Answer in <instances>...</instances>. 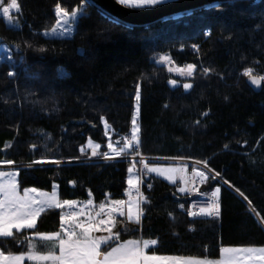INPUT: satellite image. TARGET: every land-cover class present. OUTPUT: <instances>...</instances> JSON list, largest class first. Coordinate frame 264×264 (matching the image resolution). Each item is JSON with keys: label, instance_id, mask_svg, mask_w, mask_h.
Instances as JSON below:
<instances>
[{"label": "trees", "instance_id": "obj_1", "mask_svg": "<svg viewBox=\"0 0 264 264\" xmlns=\"http://www.w3.org/2000/svg\"><path fill=\"white\" fill-rule=\"evenodd\" d=\"M19 2L20 28L0 18V44L11 48L14 59L11 63L0 57V161L12 160L10 169H22L21 187L51 191L56 184L61 199H92L96 210L108 196L127 199V169L133 159L93 157L88 141L101 145L98 152L109 151L110 140L116 147L117 141L123 144L122 138L130 135L139 84L141 155L207 161L213 173L201 193L220 187V215L189 216L198 197L179 193L178 183L151 177L152 187L143 188L151 203L142 205V225H125L117 217L114 231L121 232V241L158 238L154 251L159 255L210 259L219 258L223 247H264V84L255 92L242 75L247 67L264 75V0H232L177 19L145 26L122 22L123 27L85 5L87 17L64 39L42 32L55 23L58 3L71 12L81 0ZM25 40L33 48L24 47ZM193 45L199 49L195 54ZM39 47L47 51L39 52ZM158 53L169 54L176 67L197 65L194 79H187L191 89L182 87L184 78L153 61ZM202 68L211 72L205 75ZM10 70L17 74L10 77ZM169 79L181 83L173 87ZM104 120L110 125L107 133ZM42 156L63 163L27 167ZM135 170L140 171L139 164ZM215 172L220 177L213 179ZM60 211L42 214L39 231H57ZM125 226L132 231L125 234ZM21 239L22 234L7 240L6 247L19 253L16 241Z\"/></svg>", "mask_w": 264, "mask_h": 264}, {"label": "snow or ice", "instance_id": "obj_2", "mask_svg": "<svg viewBox=\"0 0 264 264\" xmlns=\"http://www.w3.org/2000/svg\"><path fill=\"white\" fill-rule=\"evenodd\" d=\"M114 3L121 8L135 12L152 11L158 8L166 7L169 0H114ZM95 8L106 21L113 25L123 27L122 18L115 13L102 8L96 0H81V4L75 7L71 12L60 6L58 3L55 7L56 21L53 25L48 26L43 32L44 37L51 38H71L79 26V21L86 18L87 7ZM15 14V15H14ZM22 15V7L19 0H0V17H3L7 24L20 28L19 16ZM75 26V27H74ZM210 35V32L207 33ZM24 47L33 48V44L27 40L24 41ZM193 48L199 51L198 46ZM17 51L21 50V45L16 44ZM39 52H46L47 49L39 47ZM11 62L12 57L6 58ZM153 61L165 66L169 73H175L177 76L184 78L182 87L189 90L193 84L187 82L188 78H193L197 71L196 64H187L183 67L174 66L175 62L172 57L167 54H157ZM23 60V57H21ZM203 74L207 75L211 72L210 68H202ZM10 77L15 76V71L7 73ZM62 78L65 75L63 70L59 72ZM243 76L248 77L251 85L260 88L264 84V75L255 74L254 69L247 67L244 69ZM168 83L176 87L181 82L177 79H169ZM140 86L136 85L135 102L136 114L131 120L130 135L123 137V144L117 141L118 147H114L111 140L107 144L110 151L98 152L101 145L88 141L89 147L92 149L91 156H99L104 160H111L121 156H131V166L128 167L127 177L128 188L124 195L127 199H112L107 197L105 202L98 205V210L93 206V200L88 199L78 202L75 199H61L58 194V185H53L51 192L42 191L36 187H21L18 179L22 169L3 170L0 169V264H264V247H244L232 248L223 247L220 253L222 260L216 261L210 258L185 257L181 255H159L154 251L158 245V238H130L121 241V232L114 231L117 226V217H123L120 223L127 225L128 223L137 226L142 225V218L145 209L143 204H150V200L141 191L143 183L142 176L155 173L158 177H163L171 184H177L179 177L184 186L177 185L179 193L199 194L196 187L197 178L199 184H204L208 180L209 174L213 173L212 169H208L207 161H195L196 165L203 163L204 168L208 172L199 168H193L192 176H187L188 166H169L163 167L156 164L150 165L140 152V127L138 117L140 113ZM167 107V105H165ZM203 115L207 116L205 112ZM103 120V117L101 118ZM199 124V121L196 122ZM105 132L110 129V125L104 120ZM51 139V137H47ZM33 149L35 145L31 146ZM226 149L228 145L224 146ZM84 149L81 148L83 153ZM141 156L136 161L134 157ZM71 161H69L70 163ZM0 163L11 165L15 162L9 159H3ZM63 163L57 159H33L27 165L32 168L34 165L53 164L59 166ZM136 164L142 165V171H136ZM220 177L219 172L212 175L213 179ZM73 185L75 182H71ZM223 183L227 184L226 180ZM191 185V187H189ZM151 188V184H148ZM245 200L243 192L235 189ZM220 187H216L214 191L206 193L207 202L199 205L198 211H189L188 215L195 217L216 218L220 215L219 205ZM91 197V192L88 193ZM175 195V193H174ZM181 209L185 208L183 203L179 204ZM192 209H197V203H192ZM61 210L59 212V228L54 232H40L38 229V221L42 214L50 210ZM34 230V231H32ZM139 230V229H138ZM122 231L127 234L130 230L125 226ZM31 232V234H29ZM23 235V239L16 241L21 246L19 253H13L6 247L9 239L16 240L18 235ZM152 249L151 254L149 250Z\"/></svg>", "mask_w": 264, "mask_h": 264}, {"label": "water", "instance_id": "obj_3", "mask_svg": "<svg viewBox=\"0 0 264 264\" xmlns=\"http://www.w3.org/2000/svg\"><path fill=\"white\" fill-rule=\"evenodd\" d=\"M232 0H178L169 3L166 7L158 8L152 11L135 12L121 8L119 5L114 3V0H96V2L102 6V8L115 13L117 16L122 18V22L131 26H145L157 22L159 20L177 19L181 17L183 13L190 12L194 9L201 7H214L222 2ZM246 83L255 92H260L263 84L260 88L251 85L247 78Z\"/></svg>", "mask_w": 264, "mask_h": 264}, {"label": "built area", "instance_id": "obj_4", "mask_svg": "<svg viewBox=\"0 0 264 264\" xmlns=\"http://www.w3.org/2000/svg\"><path fill=\"white\" fill-rule=\"evenodd\" d=\"M209 35L207 34L206 37H208ZM196 53V50L194 51V54ZM126 158L124 157H117V158H114V159H111V160H107V161H112V160H124ZM141 158L140 157H137L136 160H140ZM145 159V158H144ZM105 161V160H104ZM148 159H145V162H147ZM154 161H159V160H154ZM170 162H175V163H183L185 162V164H188V171L187 173L190 171L192 172L193 171V168H199L201 170H204L205 172H208V169L204 168V165L200 164V165H196L194 161H183V160H170ZM141 166V171L143 170L142 169V165ZM4 166L0 163V168H3ZM189 172V173H190ZM151 175H144L142 176V180H143V183L141 184V186H145L146 189H149L148 188V184L150 183L151 184V187H152V184H153V181L152 179L150 178ZM177 182L180 183V186L183 185V183H181V180L178 178L177 179ZM203 185V184H202ZM201 184H199V181H198V178H197V182H196V187L199 189V194H201V187H202ZM191 187V185H190ZM142 191V190H141ZM143 192V191H142ZM185 195H188V196H196L198 195L197 193H192L191 195L189 194H186V193H183ZM201 198L193 203H197L200 205V203H205L207 202V196L205 194H201ZM191 211H194L193 209H191Z\"/></svg>", "mask_w": 264, "mask_h": 264}, {"label": "rangeland", "instance_id": "obj_5", "mask_svg": "<svg viewBox=\"0 0 264 264\" xmlns=\"http://www.w3.org/2000/svg\"><path fill=\"white\" fill-rule=\"evenodd\" d=\"M175 1H178V0H169V3H172V2H175ZM15 15V14H14ZM0 18H2L3 20H4V18L3 17H0ZM5 21V20H4ZM6 22V21H5ZM7 24V23H6ZM8 26H10V27H14V25H9V24H7ZM75 27V26H74ZM48 38H51V37H48ZM0 57L3 59V60H6V61H8L6 58L7 57H12V60H11V63H13L14 62V59H13V53H12V50H11V48L8 46V45H6V44H0ZM173 74H175L174 72H173ZM176 75V74H175ZM135 109H136V106H135ZM135 114H136V112H135ZM114 145V144H113ZM114 147H116V146H114ZM110 151V150H109ZM152 164H156V165H159V166H163V167H169V166H179V164H163V163H152ZM152 164H150V165H152ZM183 165H185V162H183L182 163ZM187 166H188V164H186ZM10 170H14V169H10ZM190 172V171H189ZM187 173V176L189 177V178H191V176H192V172H190V173ZM152 174H154L155 176H156V174L155 173H152ZM128 175H129V173H128ZM156 177H158V176H156ZM158 178H160V179H164L163 177H158ZM177 178H179V177H177ZM180 179V178H179ZM165 180V179H164ZM181 180V179H180ZM166 181H168V180H166ZM169 182V181H168ZM181 183H183V181L181 180ZM56 185V184H55ZM182 186H184V184L182 185ZM189 187H190V185H189ZM52 190H53V188H52ZM51 190V191H52ZM51 191H47V192H51ZM57 191H58V189H57ZM58 194H59V192H58ZM198 198V200L201 198V194H198V195H196ZM206 203V202H205ZM201 204V203H200ZM198 208H199V204H197V211H198ZM232 248H244V247H232ZM223 259V256L221 255V253H220V256H219V258H217V259H213V260H216V261H219V260H222ZM26 263V262H25ZM29 264H30V262H29ZM257 264H259V262H257Z\"/></svg>", "mask_w": 264, "mask_h": 264}, {"label": "crops", "instance_id": "obj_6", "mask_svg": "<svg viewBox=\"0 0 264 264\" xmlns=\"http://www.w3.org/2000/svg\"><path fill=\"white\" fill-rule=\"evenodd\" d=\"M27 262V261H26ZM27 263H29V262H27Z\"/></svg>", "mask_w": 264, "mask_h": 264}]
</instances>
